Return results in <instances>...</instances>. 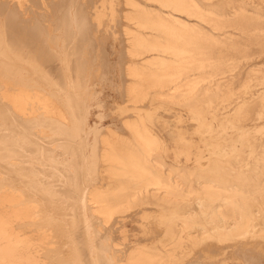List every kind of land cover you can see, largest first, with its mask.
Returning <instances> with one entry per match:
<instances>
[{"label":"rangeland","instance_id":"rangeland-1","mask_svg":"<svg viewBox=\"0 0 264 264\" xmlns=\"http://www.w3.org/2000/svg\"><path fill=\"white\" fill-rule=\"evenodd\" d=\"M138 1L149 11L159 14L165 20H169L171 24L170 30H167L161 35L165 39V42L162 43L165 52L145 53L142 56L143 62L146 65L147 75L142 87L135 91L145 95L143 103L138 104L140 109L132 108V104L128 102V97H125L126 77L123 78V71L128 63L139 65L141 62L140 58L132 57L127 53L123 54L122 46H124L123 44L127 45V41L125 42V40L128 37L126 35V29H133L132 23L127 19V14L130 13L131 9L126 5L125 0H0V7L4 6V8H0L1 20L6 16L12 17V19L15 18L16 22L26 29L28 28L30 30V27L34 28L33 30L31 29L32 32L38 29L36 32H43L38 42L47 39V35L50 34L55 41H50L49 39L47 41L55 51L63 47L62 38L63 28L65 26L62 24L61 27L58 20L62 18L61 15L64 12L62 9L66 8H69L68 11L70 14H73V17L78 12L77 10H79L81 18L86 19L92 25L90 34L94 42L92 46L89 40L82 43L83 54L81 55V63L86 60L83 63L86 65V72H83V75L80 76L81 72L79 73L77 69L78 64H74L73 57L68 60L70 62H66L65 73L62 71V80L65 79V83L70 86L68 92H64L65 97H72L76 106L66 107L67 111H69L70 118H72L68 123L69 127H58V125H55L58 128L57 130L54 125L51 126L49 125L50 123H45L46 129L50 126L48 132L52 130L53 132L51 134L57 132V134H53L52 137L47 138L48 142L52 139L55 140V137L56 142L52 140L50 141L52 144H50L46 138L45 141L40 136V138L36 137V132L40 126L37 129L36 127H32L33 130L27 127L24 128L25 130H20L23 136L27 133L25 131H34L36 129L34 132H29V135L26 134L22 138H20V135L15 136L16 132L14 131L15 133H13L10 131V129L13 130L15 128L6 124V122H12V120L4 116L0 117V128L2 125L4 126L0 130V135H6L11 132L13 137H16L15 140L19 138L22 142L26 140V142L22 143L24 145L20 144L22 147L19 146V149L14 144L11 147L18 150L16 153L20 152L21 149L22 155L20 153L17 155H20L18 157L20 160L24 158L23 162L21 161L22 164L24 162L27 163V165L24 163L26 169L24 165H20V167L23 166L21 171L22 173L24 171L23 175L27 173V177L30 176L27 181L29 183L27 184L30 186L34 179L37 181L34 180L35 187L30 186L32 188L31 191L28 188L30 196L33 195L35 199L38 194V196L43 197L46 195L45 197L48 199L42 197L45 203L41 202L43 201L41 197L37 196L36 199L41 202L42 206L44 204L47 206L48 202L49 205L52 204L54 207L52 208L48 205L51 209L50 211L49 208L43 206L45 211L44 216L46 217L45 222H48V220L51 221L49 224L54 225L57 233L59 231V234H63L62 236L58 234L61 236L62 245L63 242L65 243V246H62V250H65L64 247L68 250L64 251V253L61 251L63 262L65 260L67 262V255H69L72 260H77L76 263L78 264H103V261L105 264V258L103 259L102 257L110 259L112 264H264V237L259 235L264 230V227L262 228L264 225L256 227L258 235L253 239L240 240L233 244H221L217 241L209 240L207 243L201 242L195 247H190L187 244L186 231L180 235L183 238V243L180 246V236L178 238L173 237L172 221L167 219L168 211H173L174 209L165 205L163 202L157 201L149 194L138 195V191L135 190L119 193L113 192L112 184L109 183L106 175L99 169L100 164L96 153L98 145L97 136H101L107 129L120 132L119 134L125 137L124 146L126 148L133 145L131 135L123 129V123L126 121L135 122L138 118H143L163 143L162 154L153 158H146L143 153H140L138 148L133 147L136 156L146 164L152 173H161L165 179L170 178L171 183L176 182L179 178L186 179V183L183 182L182 185L188 193V191L200 189L196 179L191 178L192 176L197 177L202 175L208 181L212 179L219 180L213 184L222 187V183L225 182L224 177H232L229 174L234 171L240 178L239 180L230 178V184L234 189H239L242 194H252V197L249 198V209L254 215L256 223L259 220L263 222L264 0H192L195 6L191 10L192 15L190 18L187 15L188 10L183 7L181 9L178 7L177 11L175 7L165 9L155 2ZM5 7L6 10L8 9L7 11ZM84 7L85 9H83ZM1 9H4L2 10L3 13H1ZM14 13L19 17L16 14L14 15ZM169 16L173 19L169 18ZM182 21L188 22L190 26L186 28L180 27L179 22ZM35 23L36 25H42V28L39 25L36 26ZM59 26L61 28L58 29ZM147 32L152 33L153 36L159 34L156 31L148 30ZM160 59L163 60V64L160 66L148 64L153 60ZM73 66H75L74 69ZM51 67L53 69H60L55 66ZM68 68L69 72H67ZM75 68L77 69V75ZM56 74H53V78L55 77L54 80L56 81L52 80L53 82L51 81V83L57 82L58 85L56 86L55 83L54 91L56 89L55 93L61 96L63 92L61 94L57 92V88H60V80L58 81L60 74ZM74 77L76 80H74ZM178 94L184 95L185 97L177 99L175 96ZM137 96L140 97V95ZM6 112L3 111L2 113L5 114ZM2 119L5 122L1 121ZM17 123L20 125V122ZM59 128L61 131L63 130L62 132L68 130L65 133H70H64L63 135L59 131ZM5 130L9 132H3ZM69 135L73 136L72 139ZM2 138L4 139L3 136ZM64 138L65 140H63ZM37 139L40 141L43 139V142ZM61 139L64 142L59 143ZM11 143H14L13 140ZM61 143L63 147H59ZM26 145L31 146V149ZM33 145H35V149L36 147L38 148L36 150L33 149ZM40 145L42 148L44 146L43 150H40ZM26 147L27 150L30 149V152L25 150ZM75 147L76 149H74ZM49 149V152H54L55 149L58 152L55 151L56 153H53V155L52 153L47 154V150ZM22 150L27 153L23 154ZM59 151L62 153L60 157L58 156ZM31 152L33 155H31ZM9 155L11 157L12 154L9 153ZM24 156L29 159H25ZM52 156L54 157L52 158ZM2 160L3 158L0 159V164L3 162ZM5 161L7 162L8 160ZM39 162L44 163V165L41 163L43 167ZM27 167L28 169L30 168L29 171ZM40 167L42 169H46L47 167L48 170H44L45 173H43ZM53 167L56 169H52ZM38 169H40L41 173ZM56 170L61 174L58 171L57 174L55 172ZM10 171L15 173L12 169ZM171 171L174 172L172 175L170 174ZM62 172L64 173L63 175ZM33 173L36 175L34 176ZM48 173L51 177L54 174L56 176L54 175L55 177L53 176L51 178L48 176ZM15 174L18 175L17 172ZM38 174H40L41 178L37 176ZM31 177L36 178L32 179ZM44 177L45 179L42 180ZM67 177L68 179L71 178L68 180L69 184H71L70 187L65 182ZM53 178H55V182L57 180L60 181L54 183ZM61 180H64L62 182L65 188L61 185ZM43 181L45 183L47 182L46 185L48 187L43 184ZM85 183L88 186L91 183L95 189L101 191L95 198L96 210L112 214L111 220L106 225L91 219L92 211H87V217L90 216L88 218L83 212L82 208L84 206L82 205V198L88 188L87 185H84ZM60 185L63 186V189H60ZM36 186L39 187V190ZM51 186L53 189H51ZM59 186L60 188L57 189ZM46 190L48 191L46 192ZM253 190H256L255 194H253ZM62 194L68 196L62 197ZM81 194L83 195L82 197ZM49 195H53L52 198L55 202L56 200L58 203L61 201L60 203L64 206L66 205L63 207L59 203L64 210L61 207L59 208L57 202L54 204V201ZM59 196L63 199L60 200ZM71 197H73L74 202L70 199ZM77 197L80 201L82 200L80 202L81 204ZM49 198L51 199L49 200ZM66 201L69 207L65 203ZM77 204L78 206L80 205V208L77 207ZM72 206L74 207L72 208ZM56 207L58 209H55ZM75 207L77 208L75 209ZM55 210L58 212L56 213ZM59 210L64 211H61V213L62 215L66 214V216L61 217ZM177 210L181 213L176 216L180 229L186 223L188 225L195 222L200 223L199 219L196 218L194 220L195 218L190 216L192 210L187 208L185 203L179 205ZM51 212L56 214L53 215ZM55 215L56 217H53ZM33 217L34 220L41 219L37 214ZM64 217H66L67 221L64 220ZM60 218H62L63 223ZM258 218L259 220H257ZM70 219L71 221L69 222ZM83 219L88 222L85 223ZM55 221L61 226H58ZM47 222L46 224H48ZM71 222H74L75 227H79L75 228L73 224L69 225ZM65 223H68V225ZM198 225H194V227L196 228ZM71 229L74 231L71 232ZM92 230L94 231L92 232ZM64 232L67 235L71 233V236L72 234H76L72 238L70 235L66 236ZM81 233L85 234L82 235ZM79 234L83 237L77 236ZM93 235L95 239L100 237L99 241L98 239L95 240ZM192 235H198L195 229L192 230ZM78 238H81V242L83 241L84 245L81 243L78 246L80 242ZM77 239L78 244H75L77 243ZM88 239L89 242H87ZM74 240L76 242L71 244L70 242H74ZM92 241H96V247L100 249H97ZM97 241L99 245H97ZM86 242L90 244L88 245ZM68 245L70 247L73 245V248L68 247ZM80 246L84 249L88 246L95 248L98 256L89 247L86 249L87 255L86 252L84 253L85 250L83 251ZM105 247L108 250L105 253L106 256H102L101 250L103 248L105 249ZM71 249L72 251L78 250L77 252L79 253L72 252ZM88 249L92 250V254ZM67 252L68 254L66 255L65 253ZM78 255L81 257H78ZM87 256H91L93 260ZM100 256L102 257L100 258ZM88 259L90 263L89 261L87 262ZM92 261L95 262L92 263ZM70 263L68 261V264Z\"/></svg>","mask_w":264,"mask_h":264},{"label":"bare ground","instance_id":"bare-ground-1","mask_svg":"<svg viewBox=\"0 0 264 264\" xmlns=\"http://www.w3.org/2000/svg\"><path fill=\"white\" fill-rule=\"evenodd\" d=\"M143 1L155 2L156 4H158L159 6H161L162 8H165V9L175 7V8H177V11H178V7H179V9H181L183 7L186 10H188L187 15L189 18L192 15L191 10H192L193 6H195L192 0H143ZM69 3H70V1H69ZM125 3L131 9L130 13L127 14V19L132 23L133 29H126V35L128 37H127V40H125V42L127 41V45L122 43L124 45V46H122L123 47L122 50L124 52L123 54L127 53V54H130V56H132V57L141 59V62L139 65H134L132 63H128L127 67L123 71V78L126 77V79H125V92H126L125 97L126 96L128 97V102L132 104L131 105L132 108L140 109L138 104L143 103V99H144L145 95L141 94V92H135V91L142 87V84L146 80V75H147L146 65L143 62L144 60L142 59V56L145 53H151V52L164 53L165 52V50H164L165 48H163V44H162L165 42V39L161 35L163 33H165L167 30H170L171 24H170L169 20H165L159 14L154 13V12L146 9V7H144L138 0H125ZM61 7H62V5H61ZM67 7H68V5H67ZM2 8H4V6ZM78 9H79V7H78ZM83 9H85V7ZM2 10H4V9H1V11ZM5 10H6V7H5ZM30 10H32V9H30ZM62 10L64 11V12H62L63 14L61 15L62 18H60L58 21H59V24L61 27H62V24L65 26L63 28L64 30H63V38H62L63 39V47L60 48L59 50H56V51L52 48L50 43L47 41V39H49L50 41L51 40L55 41V39H53V37H51L50 34H48V35L46 34L47 39H44L43 41L38 42V40H40V35L43 33L42 31H41L42 33H40V31L36 32V30H38V29H35V31L32 32V30L34 29L32 27H30L32 30L31 29L29 30L28 28H27L28 29L27 30L24 26H22L21 24H18L16 22L15 18L12 19V17L6 16L2 20L0 19V112H1L0 117L4 116V117H7L10 120H12V122L8 121V122H6V124H9L11 127H14L15 129H13V130L10 129V131L13 133L16 132L15 136L20 135L21 136L20 138H22L26 134L29 135V132H34L38 128V126H40L41 128L39 127L38 131L36 132L38 135V136L36 135V137L40 136L45 140V138L47 139L50 136L52 137L54 134V133L51 134V132H53V130L51 132H48V128L50 130V126H48V128L46 129L45 123H50L49 125H51V126L52 125H54V126L58 125V127L59 126L60 127L61 126L69 127L68 123L72 120V118H70L69 111H67L66 107L70 108V107H73V105L76 106V104H75V101L72 99V97H70V96L65 97L64 92H68L70 86H69V84L65 83L66 82V81H64L65 79L62 80L63 79L62 73L66 69V66H67L66 62H70L68 60L72 59V57H73V61H75L74 64H78L77 69H78L79 73L81 72L80 76L83 75V72L84 73L86 72V65L83 64L86 60L81 63V60H82L81 55L83 54L82 43L84 41L86 42L87 40H89V43L92 46V44H94V42H93V39H92L91 34H90V31L92 30V25L90 23H88V21L86 19L81 18V14L79 13V10H77L78 12L75 13L74 17H73V14L69 13V11H68L69 8L62 9ZM62 10H60V11H62ZM10 12H12V11H10ZM10 12H7V13H10ZM1 13H3V11ZM4 13H5V11H4ZM15 14L16 13H14V15ZM1 15H3V14H1ZM169 18L173 19L170 16H169ZM37 23H39V22L37 21ZM35 25H36V23H35ZM35 25H34V27H35ZM38 25L39 24H37L36 26H38ZM179 25L182 28H186V27L190 26V24L188 22H185V21L179 22ZM41 26L42 25H39V27H41ZM60 26L58 27V29L61 28ZM41 28H39V29H41ZM42 30H44V29H42ZM148 30L156 31L159 34H157V36H153L152 33L147 32ZM122 41L124 42L123 39H122ZM56 47H57V44H56ZM148 64L152 65V66H160L163 64V60L162 59L153 60L152 62H149ZM51 66H53V67L55 66L56 68L59 67L60 69H58V68L53 69ZM75 66H73V69ZM77 69L75 68L76 75H77ZM67 70L66 71L69 72V68ZM53 72L58 73V75L60 74V77L58 79V81L60 80L59 81L60 88L59 89L57 88V90H58L57 92H59L60 94H61V92H63L64 94L62 93L63 95L61 94V96L57 95L55 93L56 89L54 91L55 83H56V86L58 85L57 82L51 83V81L55 79V77L53 78V74L54 75L56 74ZM74 80H76V78ZM128 80H130V81L128 82ZM54 81H56V80H54ZM63 81L66 85L63 83ZM137 95H140V97H138ZM175 97L177 99L178 98L182 99L185 96L178 94ZM77 105H78V103H77ZM77 107H80V106H77ZM3 111L4 112L7 111V112L5 114H3L2 113ZM75 116H76V114H75ZM3 119H5V118H3ZM3 119L1 121H3ZM5 120L3 122H5ZM17 122H20V125ZM123 126H124L123 129H125L126 132H128L131 135L134 146L130 145L129 147L126 148L124 146L125 137H123L121 134H119L120 132L112 131L110 129H107L106 131H104L101 134V136H97L98 137V140H97L98 145H97L96 153H97L98 161L100 164L99 169L103 174L106 175V177L109 180V183L112 184L113 192L119 193V192H125L128 190H135V191H138V195L149 194V195H151L152 198L156 199L157 201L163 202L165 205L172 207L174 210L168 211L169 214L167 217V219L169 221H172V235L174 238H178L181 234H183L187 231L186 232L187 233V237H186L187 238V244L190 247H195L201 242L207 243L209 240L210 241H217L218 243H221V244H224V243L233 244L234 242H239L240 240L253 239L258 235L257 234L258 232H256V227L264 225V220H263V222H260V220L258 218L257 220H259V221L257 223L255 222L256 219L254 218V215L252 214V212L249 209V204H250L249 198L252 197V194L251 195H247V193L242 194V193H240L239 189H234V187L230 184L231 183L230 178L237 179V180H239V178H240V176H238L234 171H233V173L229 174L232 177H230V176L224 177L225 182L222 183L223 184L222 187H219V186L213 184L214 182L219 181V180L212 179L211 181H208L202 175H199L197 177L192 176L191 178L196 179L197 184L200 186V189L188 191V193H187L184 190L183 185H182L183 182L186 183V179L179 178L176 180V182L171 183L170 178L165 179V177L161 173L160 174L152 173L150 171V169L146 166V164L136 156V153L134 152L133 147L138 148V150H140V153H143L146 158L158 157L163 152V143L161 142L159 137L152 131V129L148 126V124L145 122V120L143 118H138L135 122H132V121L127 122L126 121L123 123ZM2 127H4V126L2 125ZM2 127L0 128V130L2 129ZM26 127L27 128H32V127L35 128L36 127V129L34 131H31L29 129L30 131H25L27 133L22 136V134H21L22 132H20V130L21 131L25 130L24 128H26ZM5 128H7V127H5ZM33 128H32V130H33ZM56 129L58 130L57 127H56ZM65 129H68V128H65ZM6 131H8V130H5L3 132H6ZM59 131H61V129ZM62 131H61V133L64 135V133L68 130H66L64 132H62ZM11 132L7 133L6 135H0V139H1V141H0V159L3 158V160H2L3 162L1 163L3 165L0 164V264H64V263L68 264V261H69V263L71 262L70 264H78V263H76L77 260L74 261L71 259V257L69 255H67L68 252L65 253L67 255V262L64 258L63 259L65 260V262L62 261V257H61L62 252L61 251H63V253H64V251H68V250H66V247H64L65 250H62V248H63L62 246L65 243L63 242V245H62L60 237L63 234L60 233L61 236H59L60 235L59 231L57 233V230L54 227V225L49 224V223H51V221H49L48 218H47L48 222L46 221L48 224H46V222H45L46 217L44 216L45 211L43 209V206H45V204L42 206L41 202H44L43 198L46 195H44L45 194L44 193L43 194L44 197L38 196L39 194L37 195V193L35 192V194L38 197H41V198L43 197L42 198L43 201L40 202L39 200L36 199L37 198L36 195H35L36 198L34 199V196L33 195L30 196V194H29V191H31V189H32V188H30V186L32 185L33 187H35V182H34L35 179L34 178H36L37 176H39V178H41L40 174H38L36 177H31L34 180L31 179L32 182L31 181L30 182L32 184L30 183L31 184L30 186L27 184V183H29L27 181L29 180L30 174L28 175L29 177H27V173H26V175H23L24 171H23V173L21 172L23 169L22 168L23 166L20 167V165H24V163H25L24 162L22 164L23 159H24L22 156H21L23 158L22 160H20V158H18V157H20V155H22L21 149H20V152L16 153L18 150L11 147V146H13L12 144H14L19 149L20 148L19 146H21L20 144L26 142V140H24V142L20 141L19 140L20 138L19 139L17 138L18 140H15L16 137L14 138ZM0 133H1V131H0ZM68 133H70V132H67L65 134H68ZM55 134H57V132ZM31 135L33 136L34 134H31ZM2 136L4 137V139L5 138L6 139L4 140L2 138ZM69 136H71V135H69ZM72 137L73 136H71L70 138L72 139ZM24 138H27V137H24ZM33 138L36 139L35 137H33ZM11 139L13 140L14 143H11V141H12ZM30 139H31V137H30ZM34 139H32V140L34 141ZM43 139H41V141L39 139H37V140L40 142H43L42 141ZM80 139H81V137H80ZM52 140H54V139H52ZM52 140H50V141H52ZM57 140H58V138H57ZM63 140H65V138ZM63 140L61 139V141H59V143L62 142ZM54 141L56 142V137H55ZM37 142H35V143L37 144ZM47 142H48V139H47ZM47 142H46V144H47ZM29 143L32 144L31 142H29ZM40 144H43V143H40ZM50 144H52V143L50 142ZM22 145H24V144H22ZM80 145H82V144H80ZM33 146H34L33 149H35V145H33ZM60 146H62V143H61V145H59V147ZM10 147L12 148V150ZM27 147L30 148L31 146H27ZM27 147L25 148V150H27ZM49 147H51V146H49ZM54 147H55V145H54ZM37 148L38 147H36V149ZM39 148H40V150L41 149L43 150L44 146L42 148L40 145ZM72 148H73V146H72ZM50 149L47 150L48 152L46 151L47 154L52 153V155H53V153L58 152V151H56V149H55L56 152L55 151L49 152ZM74 149H76V147ZM29 150H27V151H29ZM51 150L53 151V149H51ZM39 151H37V152H39ZM9 153L12 154L11 157H10ZM19 153H20V155L18 156L17 154H19ZM24 153H27V152L23 151V154ZM13 154H16V155H13ZM58 154L57 155L60 157V154H62V153H60V151H59ZM75 154H73V155H75ZM31 155H33L32 152H31ZM28 156H30V155H28ZM48 156L50 157V155H48ZM24 157H25V159L26 158L29 159L26 156H24ZM53 157L54 156H52V158ZM36 159H38V158H36ZM5 160H8V161L6 162ZM30 160H32V159L30 158ZM4 162H6V163H4ZM29 162H31V161H29ZM41 163H43V162H39L40 165H41ZM31 164H32V162H31ZM25 165H27V163H25ZM25 165H24V168L26 167ZM43 165H44V163H43ZM49 165H48V167H49ZM33 167H34V164H33ZM33 167H31V168L33 169ZM36 168H38V167L36 166ZM61 168H63V167H61ZM10 169L14 170L15 173L17 172L18 175H16L14 172H11ZM27 169H28V167H27ZM29 169H28V171H29ZM46 169H47V167H46ZM46 169L41 168V170H43V173H45L44 170H46ZM52 169L55 170L56 168L53 167ZM61 170H63V169H61ZM38 171L40 172V169H38ZM57 171L58 170H56L55 172L57 173ZM32 172H34V171H32ZM12 173H13V175H12ZM28 173H30V172H28ZM140 173H142V174L140 175ZM173 173L174 172L171 171L170 174L172 175ZM33 174H34V176L36 175L35 173H33ZM59 174H61V173L59 172ZM63 174L64 173L62 172V175ZM69 174H71V173H69ZM43 176H45V175H43ZM48 176H50L49 173H48ZM72 177H73V175H72ZM44 179H45V177L42 178V180H44ZM70 179H68V177H67L65 182H67L69 184L68 180H70ZM53 180H54V183H56L57 181H60V180H57L55 182V178H53ZM64 180H61V182ZM48 181H49V178H48ZM72 182H73V180H72ZM46 183L43 181V184L46 185ZM54 183H53V185H54ZM49 185H50V183H49ZM61 185H63V182ZM70 185L71 184H69V187H70ZM84 185H87V184L85 183ZM60 186L57 187V189L60 188ZM63 186H61L60 189L65 188V185H63ZM87 187L88 188H87L86 192H84V196L81 194V197L83 196V198H82L83 202H82V200L81 201L79 200L78 197H80V196L77 197L79 200V203L82 202V205L84 206L83 207L81 205V207H83L82 208L83 212L86 214V217H87V215H88L87 211H92V216L91 217L88 216V217H90L91 219H94L96 222H100V223L106 225L108 223V221L111 220L112 214L111 213L107 214V213H103V212L96 210L95 198L99 195V193L101 191L98 189H95L93 184H91V183H89V186L87 185ZM28 188H29V191H28ZM37 188L39 190V187H37ZM37 188H35V189H37ZM35 189H33V190H35ZM51 189H53V187ZM66 189H67V187H66ZM68 190H69V188H68ZM47 191L48 190H46V192ZM82 191H85V190H82ZM252 192H253V194H255L256 190H253ZM41 193H42V191H41ZM81 193H83V192H81ZM31 194H34V193L32 192ZM64 194H62V197L66 196ZM60 195H61V193H60ZM49 196H51V195H49ZM52 196H51V198H52ZM59 197H60V200L63 199V198H61V196H59ZM51 198H49V200ZM55 198H58V197H55ZM72 198L73 197H71L70 199H72ZM45 199H48V198L45 197ZM49 200H47V201H49ZM52 200H53V198H52ZM72 200L74 202V199H72ZM53 201H54V204H56L57 200H56V202H55V200H53ZM64 201H65V197H64ZM68 201L71 202V200H69V199H68ZM49 202H51V201H49ZM65 203L68 204L67 201ZM76 203H78V202H76ZM182 203H185V206L187 208H189L190 210H192V212L190 213V216L194 217L195 218L194 220H196V218L199 219L200 223L195 222V223H192L190 225H188L186 223L183 228H181V229L179 228V224H178V220L176 219V216L180 215L181 213H179V211L177 210V207L179 205H182ZM47 204L49 205L48 202H47ZM60 204L63 205L62 203H60ZM60 204H59V208L61 207ZM48 205L45 207L49 208V206H50V207L54 208L52 204H51L52 206L51 205L48 206ZM65 206L63 205V207H65ZM79 206L77 204V207H79ZM57 207L55 209H58ZM63 207H61V208H63ZM68 207H69V204H68ZM73 207L74 206H72V208ZM77 207H75V209ZM62 210H64V208ZM50 211H51V209H50ZM55 211H56V213L58 212L57 210H55ZM61 211H60V214H61L60 216L61 217L66 216V214L62 215ZM62 212H64V211H62ZM48 213H50V212H48ZM56 213H52V214L54 215ZM262 213H263V211H262ZM35 214H37V216H39L41 219L40 220H34L33 216ZM75 216H76V214H75ZM75 216H74V218H75ZM258 216H260V215H258ZM53 217H56V215ZM64 218H65L64 220H66V217H64ZM74 218H73V220H74ZM79 218L81 219V217H79ZM52 220H54V219H52ZM60 220L62 221V218H60ZM83 220L85 221V219H83ZM70 221H71V219L69 220V222ZM56 222L57 221H55V223ZM86 222H88V221H85V223ZM62 223H63V221H62ZM62 223H60V224H62ZM68 223H65V224L68 225ZM73 223L71 222L69 225H71ZM77 224H80V223H77ZM197 224H199V225L195 228L194 225H197ZM57 225H58V222H57ZM67 225H65V226H67ZM73 225H74L73 227H75V224H73ZM55 226H56V224H55ZM58 226H61V225H58ZM58 226H56V227L58 228ZM89 226L91 227V225H89ZM76 227H79V226H76ZM263 227L264 226H262V228ZM194 229L198 233L197 236L192 235V230H194ZM62 230H60V231H62ZM73 231L71 229V232H73ZM93 231L94 230H92V232ZM77 232H78V230H77ZM64 233L66 234V236H69L71 234L70 233L69 235H67L66 232H64ZM75 234L74 235L72 234V236H75ZM83 234H85V233H83ZM259 235L264 237V230L262 232H260ZM77 236L83 237V236H80V234ZM86 237H84V238H86ZM65 238H67V237H65ZM93 238L95 239V236ZM99 238H96L95 240L98 239V241H99ZM78 239H77V243H75L76 242L75 240H74V242H70V243L71 244L72 243L78 244ZM94 239H92V240H94ZM71 240H73V239H71ZM79 240H80V242H79L78 246L81 243L82 244L84 243L83 241L81 242V238ZM98 241H97V245H99ZM179 241H180L179 243L181 246V243H183L182 242L183 241L182 236H180ZM87 242H89V239L87 240ZM92 242L95 244L96 241L95 242L92 241ZM87 244L89 245L90 243H87ZM70 245H68V247H70ZM73 245L70 248H73ZM74 246L76 247V245H74ZM82 246H80V247H82ZM83 247H82L83 251L85 250L84 253L86 252V249L88 247L92 248V247L88 246L86 249H84ZM95 247H96V244H95ZM88 250H90V249H88ZM92 250H93V252L95 251L94 254H97L95 248H92ZM92 250H90V253ZM104 250H105V252H104ZM107 250L108 249L105 247V249L103 248V250H101L102 253L101 252H99V253H101V255L104 256ZM71 251H72V249H71ZM73 251L77 252L78 250H73ZM98 251H100V250H98ZM103 252H104V254H103ZM78 253L79 252H77V254ZM65 254H63V255H65ZM77 254H75V255H77ZM82 254H83V252H82ZM86 254H87V252H86ZM66 255H65V257H66ZM73 255H74V253H73ZM79 256L80 255H78V257ZM97 256H98V254H97ZM102 256H100V258ZM88 258H92V257L90 256ZM102 258L103 259L105 258V264H112V261L110 259H108L107 257H102ZM85 259H87V258H85ZM92 260H93V258H92ZM88 261L90 263L89 259L87 260V262ZM95 261H97V260L95 259ZM95 261H92V263ZM103 264H104V261H103ZM253 264H256V263H253Z\"/></svg>","mask_w":264,"mask_h":264}]
</instances>
